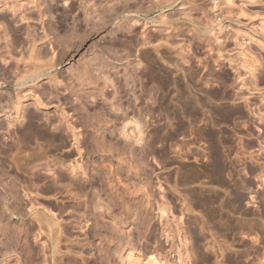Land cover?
I'll return each mask as SVG.
<instances>
[{
	"label": "rangeland",
	"instance_id": "1",
	"mask_svg": "<svg viewBox=\"0 0 264 264\" xmlns=\"http://www.w3.org/2000/svg\"><path fill=\"white\" fill-rule=\"evenodd\" d=\"M29 1L22 0L24 6L14 16L7 8L0 10V82L2 77L11 79L15 72L22 74L32 63L51 64L53 68L46 67L39 82H29L14 91L15 96L18 94L17 114L12 105L0 114V148L9 154L7 160H18V175L14 177L20 178L11 181L23 186L16 187L18 195L16 188V192L12 189L8 193L0 187L1 206L12 205L17 198L39 208H52L62 227H75L79 221L83 224L95 218L86 178L69 179L73 185L67 180L72 178L70 163L88 158L95 160L107 184L101 195L105 201L103 217L95 221L119 226L133 208L136 228L129 226L126 232L133 240L152 232L150 241L135 247L130 259L127 251L122 254L123 264H150L151 256L153 264H264V122L258 120L259 116L264 118V0H179L165 10L154 6L168 5L171 0H134L130 5L137 21L131 34L120 29L114 32L110 23L100 27L103 10L116 6V0H69L66 5H71V15L78 12L80 3L88 4L81 16L88 26L84 29L70 21L51 27L44 17L34 14L35 4ZM22 15L28 20H22ZM209 23L214 25L213 33H197L196 27ZM113 42L126 45L117 44L119 52L124 49L123 54L120 52L122 63L105 56L104 47ZM255 60L257 66L252 71ZM97 67H104L105 85L92 72ZM2 69L8 72L6 77ZM1 87L0 83V102L7 105ZM127 88L133 90L131 94ZM97 90H101V97L94 99L95 104L84 105L82 93ZM180 95L189 97L190 111L179 106ZM236 110L242 117L232 112ZM29 113L37 115L31 124L41 134L23 148L17 134L28 123ZM110 129L115 130L116 139L106 136ZM138 146L142 154L133 153ZM77 147L82 149V156L77 155ZM28 153L35 157L27 158ZM109 167L117 168L118 173L112 175ZM57 174L65 180H59ZM38 176L42 180L36 179ZM235 195L240 200L235 202ZM207 196L222 199L210 203ZM86 201L90 203L86 205ZM162 206L163 214L159 210ZM201 219L207 220L203 230ZM5 221L9 223L7 218ZM10 224V228H18L16 223ZM228 225L233 228L228 229ZM79 232L72 230L73 244L68 247L72 253L68 256L77 264H91L95 251ZM65 237L63 234V243ZM76 239L88 245L80 249Z\"/></svg>",
	"mask_w": 264,
	"mask_h": 264
},
{
	"label": "bare ground",
	"instance_id": "2",
	"mask_svg": "<svg viewBox=\"0 0 264 264\" xmlns=\"http://www.w3.org/2000/svg\"><path fill=\"white\" fill-rule=\"evenodd\" d=\"M68 1L69 0H39V1H36V0H31V1H29V2H27L28 4L29 3H32V4H35V9H36V13H34V14H37L38 15V17H41V18H45L44 20H46V23H48V24H50V26L51 27H57L58 25H60V24H66V23H68L69 21L72 23V22H75L76 24H77V27L79 26V27H81V28H87L88 26L86 25V22L85 21H83L82 19H81V16H82V11H84L85 10V7L88 5L87 3H86V5L84 6V4L83 3H80L79 4V7H78V12L77 13H75L74 15L72 14H70V11H69V9H71V5H66L67 3H68ZM105 1H107V0H105ZM118 3H116L117 5L116 6H112V7H109L108 9H106L105 8V10H103V13L102 14H104V21L102 20L101 22V28H105V26L108 24V25H110L111 24V29L115 32V31H117L118 32V30L120 29V32H122L121 30H125V32L127 31L128 33H130L131 34V28L133 27L132 25H133V23H135L136 21H137V15L135 14L136 13V11H134V9L132 8V6L130 5V3L132 2V1H134V0H116ZM115 1V2H116ZM148 1V0H147ZM162 1V0H161ZM163 1H165V0H163ZM169 0H166V2H168ZM179 0H173V2H172V0H171V3L169 4L168 3V5L165 3V5H162V4H158V6L156 5V6H154V9L156 8V9H160V10H165V9H171L173 6H174V4H176L177 2H178ZM37 2H38V4H37ZM150 2V1H149ZM158 2H159V0H158ZM181 2V1H180ZM179 2V3H180ZM186 2H189V1H186ZM154 3V2H153ZM90 4V3H89ZM100 4V3H99ZM164 4V3H163ZM182 4H184V2L182 3ZM113 5H115V3L113 4ZM24 6V2L22 3V0H9V1H5V0H0V10L2 9V7H4V8H7V10H8V12L10 11L11 12V14H12V16H14V15H16V13L19 11V9L20 8H22ZM66 6H68V7H66ZM102 6V5H101ZM153 6H152V8H153ZM182 6V5H181ZM148 7V6H147ZM151 7V6H150ZM102 8H104V7H102ZM135 8V7H134ZM149 8V7H148ZM144 10H146V9H144ZM148 10V9H147ZM140 11V10H139ZM143 11V10H142ZM29 16H30V14H29ZM28 16V17H29ZM189 17V16H188ZM105 18H106V20H105ZM0 19L1 20H3V17H0ZM21 19L22 20H25V19H27L28 20V18L26 17V15H22L21 16ZM30 19V18H29ZM26 20V21H27ZM40 20V19H39ZM43 20V21H44ZM161 22L163 23V20H161ZM110 23V24H109ZM208 23V22H207ZM45 24V23H44ZM210 25H205V26H198V27H196L197 28V33H199V34H205V33H208V32H212V31H214V25L212 24V23H209ZM0 25H2L1 23H0ZM67 25V24H66ZM46 26H47V24H46ZM165 27V26H164ZM48 28H49V26H48ZM100 29V28H99ZM109 29V28H108ZM101 30V29H100ZM104 30V29H103ZM111 30V31H112ZM131 30V31H130ZM85 31V30H84ZM4 32V31H3ZM47 32V31H46ZM116 32V33H117ZM119 32V33H120ZM126 32V33H127ZM124 33V32H123ZM213 33V32H212ZM115 34V33H114ZM118 34V33H117ZM129 34V35H130ZM3 35V34H2ZM112 36H113V34H111ZM125 35V34H124ZM128 35V34H127ZM6 36V35H5ZM5 36H3V37H5ZM111 36V37H112ZM131 36V35H130ZM134 37V36H133ZM215 38H214V40L215 41H217L218 39H217V37L216 36H214ZM5 39V38H4ZM130 39V38H129ZM117 40V39H116ZM121 41V40H120ZM116 42V41H115ZM115 42H113L114 44H111V45H109V46H107V47H104L105 49H103V51L105 50V56H107L106 58L107 59H109L110 58V60L112 59V60H114V61H120L121 62V60H123L124 59V57H122L121 55H120V52L121 51H123V50H121L120 52H119V50H117V49H119V48H117V47H119V46H117V44L118 45H120L121 43H115ZM32 43H34L33 42V40H32ZM32 43H30L31 45H32ZM112 43V42H111ZM35 44V43H34ZM121 45H123V46H126L125 45V43L124 44H121ZM131 45H133V44H131ZM137 45V44H136ZM134 46V45H133ZM263 46V45H262ZM32 47V46H31ZM131 47V46H130ZM121 48H122V46H121ZM125 48V47H124ZM128 47H126V49H127ZM133 48V47H132ZM263 48H264V46H263ZM127 51V50H126ZM130 51V50H129ZM118 52H119V54H118ZM131 53H132V51H131ZM121 54H123V52H121ZM51 55H54V50H52V53H51ZM132 55H134L133 53L131 54V56ZM31 56V55H30ZM71 57H73V56H71ZM130 57V56H129ZM128 57V58H129ZM1 58V57H0ZM31 58V57H30ZM2 59V58H1ZM0 59V60H1ZM99 60V59H98ZM2 61H4L3 63L5 64V62H7V61H5V59H3ZM70 61H71V59H70ZM90 62V61H89ZM88 62V63H89ZM131 62V61H130ZM51 63V62H50ZM102 63V62H101ZM122 63V62H121ZM3 64V65H4ZM257 64V61L255 60V61H253L252 62V65H251V68H252V71H254L255 70V68H256V65ZM6 65V64H5ZM47 65V66H46ZM46 65H36V64H34L33 65V63L32 64H30L29 65V67L28 68H26L25 69V71L22 73V74H20V73H17L18 74V76L17 75H15L16 74V72H15V76L16 77H14V75H13V77L11 76V74H10V76L12 77L11 79H9L8 77H6V75H7V73L5 74L4 73V70L2 69V71H3V73H4V77H6V79L5 78H3L2 77V79H4V80H1V85H2V87H1V93H3V95H5V96H3V98H7V100H8V104L7 105H5L4 103H1L0 102V114H4V112L5 111H7V109H9V106L10 105H12V107H13V109L15 110V112H16V114H17V110H19L18 109V94H17V96H15L14 95V91H16V90H19L21 87H23L24 85H26V84H28L29 82L30 83H34L35 84V82H39L40 80H41V78L43 77V75H45V68L46 67H48V69H51V68H53L52 67V65L51 64H46ZM134 65V64H133ZM102 66V65H101ZM103 66L104 67H106V68H108V66H107V64H103ZM104 67H97V68H95V69H93L92 68V72H94L93 74H94V76L97 78V79H99V80H102V83L105 85V82H106V80H105V78H104V72H103V70L102 69H104ZM133 67V66H132ZM2 68H5L4 66L2 67ZM16 69H18L17 67H16ZM48 69H47V72H49L48 71ZM109 69H111V67L109 68ZM12 70V69H11ZM11 70H10V72H11ZM8 71V70H7ZM15 71V70H14ZM13 71V72H14ZM1 72V71H0ZM152 73V72H151ZM1 74H2V72H1ZM13 74V73H12ZM2 76V75H1ZM237 78H240V76L237 74V76H236ZM53 78V77H52ZM107 78V77H106ZM98 80V81H99ZM223 80H228V78L226 77V76H223ZM167 81V80H166ZM101 84V83H100ZM99 84V85H100ZM168 84V83H167ZM251 84V83H250ZM85 85V84H84ZM99 87H101V86H99ZM133 87V86H132ZM165 87V86H164ZM252 87L255 89L257 86H256V84H252ZM101 89H102V87H101ZM104 89V88H103ZM181 89V88H180ZM256 90V89H255ZM100 91L101 90H97V91H88V92H83L82 94L83 95H81V101H82V103H84V105H86L87 107H91L93 104H95L93 101H94V99L98 96H100L101 95V93H100ZM127 91L130 93V91H133V90H131V89H129V88H127ZM12 92H13V94H12ZM15 94H16V92H15ZM114 94V93H113ZM128 94V93H127ZM131 94V93H130ZM133 94V93H132ZM115 95V94H114ZM134 95V94H133ZM211 97H213V96H216V95H210ZM101 97V96H100ZM1 98V97H0ZM132 98H133V96H132ZM188 98L189 97H184L183 95L181 96L180 95V97L178 98L179 99V103H181L179 106H181L182 107V109L183 108H185V109H189L190 108V106L192 105L191 103H190V99L188 100ZM4 99V100H5ZM2 100V99H1ZM195 99H193V101H194ZM133 101H134V99H133ZM197 101V100H196ZM199 101V100H198ZM198 101H197V103H195V104H198ZM92 102H93V104H92ZM191 102H192V100H191ZM245 102H246V100H245ZM136 103V102H135ZM200 103V102H199ZM191 104V105H190ZM194 104V103H193ZM36 105H38V103H36ZM113 105V104H112ZM86 107V108H87ZM110 107H112V106H110ZM110 109V108H109ZM181 109V108H180ZM191 109V108H190ZM190 109H189V111H190ZM193 109V108H192ZM19 112V111H18ZM30 112V111H29ZM234 114L236 113V114H238V115H241V113L239 112V111H232ZM232 112H229V114H233ZM184 113V112H183ZM228 114V115H229ZM233 114V115H234ZM235 114V115H236ZM227 115V114H226ZM226 115H225V117H226ZM238 117H240V116H238ZM241 117H242V115H241ZM240 117V118H241ZM36 118H38L37 117V115L36 114H34V113H29L28 114V117H27V120H28V123L26 124V125H24V126H21L22 127V129L20 130L21 131V133H20V131H19V133H20V135L19 134H17L18 136H19V138H20V140H21V142H20V144H22V146H23V144H26V145H32L30 142H32L31 140L33 139V141H34V139L36 138V137H38V136H36L37 135V133H39V134H41L40 133V131L38 132V130H36L35 128H33V126H35V125H33L32 126V121L34 120V119H36ZM24 119V118H23ZM22 119V120H23ZM10 120V119H9ZM8 120V121H9ZM258 120L259 121H261V122H264V118L262 117V116H259L258 117ZM16 122V121H15ZM6 123V122H5ZM7 123H9V122H7ZM6 123V125L7 126H11V124H7ZM20 125V124H19ZM70 126V125H69ZM36 127V126H35ZM37 128V127H36ZM17 131H18V129H17ZM37 131V132H36ZM71 131V130H70ZM114 132H115V130L114 129H110L109 131H107L106 132V136L108 137V138H110L111 140L112 139H116L115 138V134H114ZM17 133V132H16ZM62 133V132H61ZM140 133V132H139ZM207 133V132H206ZM46 135H47V133H45ZM43 135V134H42ZM46 135H43V136H45L46 137ZM49 135V134H48ZM48 135H47V137H48ZM55 135V134H54ZM53 135V136H54ZM119 135V134H118ZM122 135V134H121ZM205 135V134H204ZM203 135V136H204ZM43 136H40L41 138L43 137ZM56 136V135H55ZM53 137V138H56V137ZM65 136V135H64ZM62 135H60V134H58V136H57V138L60 140V138H61V140L60 141H63V139H64V137H63V139H62ZM119 137V136H118ZM117 137V138H118ZM205 137H207V136H205ZM142 138V137H141ZM141 138H139V140H137V141H140L141 140ZM209 139H211L212 138V135L211 136H209L208 137ZM43 139V138H42ZM38 140H40V138L38 139ZM57 140V139H56ZM55 140V141H56ZM36 141V140H35ZM116 141V140H115ZM23 142V143H22ZM110 142V141H109ZM56 143V142H55ZM58 143V142H57ZM62 143V142H61ZM135 143H137V142H135ZM47 144V143H46ZM59 144V143H58ZM63 144H61V146H62ZM81 145V144H80ZM113 145H115V144H113ZM134 145V144H133ZM0 146H2L1 144H0ZM4 146V145H3ZM78 146V145H77ZM81 146H83V148H85V150L87 149L86 147H84V145H81ZM99 146V145H98ZM140 146V145H139ZM136 147V148H133L132 150H133V153H138V154H142L143 153V150H142V147ZM6 147V146H5ZM9 147V150H11L10 149V146H8ZM8 147L6 148V149H8ZM21 147V146H20ZM25 147V145L23 146V148ZM82 148V147H81ZM3 149H4V147H3ZM2 149V147L0 148V154L3 156V158H1V160H0V180L2 179V180H4L3 182H5V183H3L2 182V186H0V187H2V190L4 189V190H8V193H9V191H13L12 189H14V191H15V188L16 187H21V186H17L18 185V182L16 183L17 185L15 186V183L13 184V182L11 181L12 179H13V181H15V179L17 178V177H14V175H18V174H15V172L17 171V166H18V160L16 161L15 159H14V162L13 161H9V160H7V159H9L10 157L8 156L9 154H7V151H5V150H3ZM79 149V147H77V150ZM97 149H99V148H97ZM9 150H8V152H9ZM24 150V149H23ZM22 150V151H23ZM34 150V149H33ZM85 150H83L84 151V154L87 152V151H85ZM94 150H95V148H94ZM100 150V149H99ZM98 150V151H99ZM103 150V149H102ZM115 150V149H114ZM244 151H245V149H243ZM79 152H77L78 154L77 155H79V156H82L83 154H82V149L80 150H78ZM97 151V150H96ZM97 151V152H98ZM17 152V151H16ZM32 152V151H31ZM34 152L35 151H33V154H34ZM92 152V151H91ZM95 152V151H94ZM101 152V151H100ZM120 152V151H119ZM19 153V152H18ZM96 153V152H95ZM104 153H105V150H104ZM131 153H132V151H131ZM243 153V152H242ZM17 154V153H16ZM15 154V155H16ZM30 153H28V154H26V155H28V157L27 158H29V156H31V157H35V156H33V155H29ZM99 154V153H98ZM210 154V153H209ZM18 155H20V154H18ZM35 155V154H34ZM86 155H88L87 153H86ZM11 156V155H10ZM12 156H14V154L12 155ZM25 156V155H24ZM4 157H7V158H4ZM9 157V158H8ZM16 158H17V155H16ZM22 158V157H21ZM20 158V159H21ZM37 158H38V156H37ZM104 158V157H103ZM136 158V157H135ZM19 159V158H18ZM19 159V160H20ZM25 160H26V158H25ZM31 160H34V159H31ZM35 160H37V159H35ZM34 160V161H35ZM28 161V160H27ZM217 161H218V159H217ZM17 162V163H16ZM29 163L31 162L30 161V159H29V161H28ZM75 163L74 164H71L70 163V166L68 167L69 168V173H71V176H72V178H68L67 180L69 181V179H72L73 181H79V177L81 176H84V178H86L85 179V181H86V183H85V185L87 186V188L89 189V191L87 192V194L90 192V194H88V195H90V197L89 196H87V197H89L90 199V202H91V204L92 205H89V206H91V209H92V214H94L96 217L95 218H91V219H86L85 221H84V223L82 224L80 221H79V223H77V226H70V227H68V226H64V227H62V222L59 220V218H57L55 215L56 214H54L55 212H53L52 211V208H51V210H49L48 209V207L45 209L44 208V206H43V208H39V206H35V205H32V203H30V202H24V199H22V200H20V199H17V198H15V203L13 202V204L12 205H8V204H3V202H2V206H1V204H0V264H9V259L11 258V257H14V259H13V261H14V263L13 264H77V261H76V259H75V261H74V259H70V257L68 256L69 254L68 253H70V251H72V250H70L69 251V249H68V247H69V245H71V247H72V242L73 241H71L70 240V238H71V235H72V230L73 229H78V231H80L79 233L82 235V237H84L82 240L84 241V240H87L88 241V243H89V245H88V243H86V242H83V243H80L82 240L80 239V240H77V245L79 244L81 247H80V249L83 247V246H85V245H88L89 247H90V250H94L95 251V258H93L92 260L93 261H90V263L91 264H123V261H122V254L124 253V252H126L127 254H128V259H130L131 257H132V250H134V248L135 247H137V246H141V245H143V244H147L149 241H150V235L152 234V232H151V234H147V233H144L143 234V236H141L140 238L138 237L137 238V240H133L132 238H131V235L129 234V233H127L126 232V230H125V228H127V227H129V226H131L132 227V229L134 230V228H136V219H137V215H136V213H135V209H133V208H129L130 209V212H129V217H127V219H125L123 222H118V223H120L119 224V226H117V225H115L114 223V225L113 224H109V225H106V223L104 224V223H98V222H96L95 221V219L97 218H99V219H101L103 216H102V212L103 211H101V206H104L105 205V201L103 200V196H101L102 195V192L105 190H107V184H106V181H105V179H103L102 178V176H101V171H99V172H101V173H98V170L100 169V167L99 166H96L95 165V160L94 161H92V160H89L88 158H86V160H82V161H74ZM27 163V162H26ZM73 163V162H72ZM35 164H37V163H35ZM35 164H33V165H35ZM69 165V164H68ZM64 166V165H63ZM28 167V166H27ZM32 168V167H31ZM30 168V169H31ZM99 168V169H98ZM115 168V167H114ZM122 169V168H121ZM32 170V169H31ZM48 170V169H47ZM77 170H80V173L78 174L77 173ZM123 170V169H122ZM211 170V169H210ZM118 169L117 168H115V169H111V167H109V173H113V172H115L116 174L118 173ZM18 172V171H17ZM33 172V171H32ZM36 173V172H35ZM51 173V172H50ZM49 173V174H50ZM120 173V172H119ZM52 174V173H51ZM54 174V173H53ZM115 174V175H116ZM21 175V174H20ZM36 175H37V173H36ZM54 175H56V173L54 174ZM53 175V176H54ZM58 175V174H57ZM62 175V174H61ZM102 175H103V173H102ZM110 175V174H109ZM113 175V174H112ZM59 177H60V175H58ZM58 176H57V178H58ZM70 176V177H71ZM15 179H14V178ZM19 178H20V176H18ZM41 177V176H40ZM39 176L36 178V179H40V180H42L41 178H40ZM52 177V176H51ZM55 177V176H54ZM53 177V178H54ZM62 177V180H63V176H61ZM61 177L59 178V180L61 179ZM117 177H118V175H117ZM19 178H17V179H19ZM119 178V177H118ZM117 178V179H118ZM44 179H45V177H44ZM82 179V178H81ZM39 180V181H40ZM61 180V181H62ZM64 180H65V178H64ZM18 181V180H17ZM38 181V182H39ZM53 181V180H52ZM51 181V182H52ZM73 181H69L68 183L71 185H73V183H70V182H73ZM16 182V181H15ZM20 182V181H19ZM37 182V181H36ZM65 182H67V181H65ZM65 182L63 183V184H65ZM120 182V181H119ZM118 182V183H119ZM192 182V181H191ZM33 183L35 184V181H33ZM33 183H30V184H33ZM53 183H54V181H53ZM117 183V184H118ZM4 184H5V186H6V188L4 187ZM20 184V183H19ZM68 184V185H69ZM80 184H82V183H80ZM116 184V185H117ZM121 184V183H120ZM26 185V184H25ZM24 185V186H25ZM69 185V186H70ZM243 185V184H242ZM55 186V185H54ZM58 186V185H57ZM64 186V185H63ZM83 186V185H82ZM110 186H111V184H110ZM109 186V187H110ZM246 186V185H245ZM23 187V186H22ZM21 187V188H22ZM26 187V186H25ZM25 187H24V189H25ZM67 187V186H66ZM73 188H75V187H73ZM83 188H85L86 189V187L85 186H83ZM119 188V187H118ZM245 189V188H244ZM16 190H17V188H16ZM23 190V189H22ZM56 190V189H55ZM87 190V189H86ZM116 190V189H115ZM66 191V190H65ZM68 191V190H67ZM66 191V192H67ZM110 191V190H109ZM125 191V190H124ZM7 192V191H6ZM16 192V191H15ZM15 192H10V194L11 195H13V197H17V195L19 194L18 193V190H17V195H16V193ZM71 192V191H70ZM143 192V191H142ZM0 193H1V190H0ZM12 193H14V194H12ZM58 193V192H57ZM75 193V192H74ZM116 194H117V192H115ZM3 194V193H2ZM9 194V195H10ZM24 194V193H23ZM71 194H73L72 192H71ZM77 194V193H76ZM110 194V193H109ZM8 195V194H7ZM25 195V194H24ZM24 195H23V198H24ZM113 195V194H112ZM228 195H230V194H228ZM1 196H3V195H1ZM74 196V195H73ZM76 196V195H75ZM78 196V195H77ZM76 196V198L78 199V197ZM192 196H194V195H192ZM197 196V195H196ZM202 196V195H201ZM236 196V195H235ZM238 196V195H237ZM235 197L234 199H236L235 200V202L237 201V200H240V198L239 197ZM8 197V196H7ZM208 198H209V202L210 203H216L217 201H219V200H217V199H222V198H219V197H214V196H212L211 198L209 197V196H207ZM4 198V197H3ZM12 198V197H11ZM71 198H73V199H75L74 197H71ZM198 198V197H197ZM14 199V198H13ZM76 199V200H77ZM228 199V198H227ZM251 200H253L254 199V197H251L250 198ZM257 199V198H256ZM0 200L1 201H4L3 199H1L0 198ZM12 200V199H11ZM198 200V199H197ZM259 200V199H258ZM5 201H6V198H5ZM13 201V200H12ZM30 201H32V200H30ZM34 201V200H33ZM199 201V200H198ZM201 201H202V199H201ZM207 201V200H206ZM206 201H204V199H203V202H206ZM35 202V201H34ZM90 202H88V203H90ZM191 202V201H190ZM220 202V201H219ZM231 202V201H230ZM233 202H234V200H233ZM234 202V203H235ZM253 202V201H252ZM7 203V202H6ZM86 203H87V201H86ZM85 203V204H86ZM88 203L86 204V205H88ZM186 203V202H185ZM189 203V202H188ZM188 203H186V204H188ZM194 203H195V201H194ZM193 203V204H194ZM199 203V202H198ZM202 203V202H201ZM200 203V204H201ZM112 204V203H111ZM204 204V206H205V203H203ZM219 204V203H218ZM220 204H222V202L220 203ZM223 204H224V202H223ZM190 204H188V206H189ZM196 205V204H195ZM225 205V204H224ZM238 205V204H237ZM52 206V205H51ZM114 206V205H113ZM164 206V205H163ZM163 206H162V208H159V210L161 211V214H163L162 212H164L165 210V208H163ZM203 206V205H202ZM225 206H227V205H225ZM225 206H223V205H220V207L221 208H223V207H225ZM231 206V205H230ZM108 208H109V206H107ZM198 207V206H197ZM234 207V206H233ZM87 208H89L88 206H87ZM114 208V207H113ZM187 209L189 208V207H186ZM190 208H192L191 206H190ZM189 208V209H190ZM220 208V209H221ZM205 209V208H204ZM61 210V209H60ZM102 210H103V208H102ZM111 210V209H110ZM158 210V209H157ZM191 210V209H190ZM223 210H225V209H223ZM223 210H221V211H223ZM231 210V209H230ZM76 211V210H75ZM89 211V210H88ZM59 212H62V210L61 211H59ZM89 213V212H88ZM111 213H112V211H111ZM109 211H108V214H110L111 215V217H113L114 219H116V215H114V213L113 214H111ZM208 214V213H207ZM209 214H210V212H209ZM213 214V213H212ZM211 216V215H210ZM215 217H216V215H214ZM217 216H219V215H217ZM222 216V215H221ZM220 216V217H221ZM94 217V216H93ZM119 217V216H118ZM117 217V218H118ZM202 217V216H201ZM205 217V216H204ZM8 219V222L9 223H6L7 221H5V219ZM87 218V217H86ZM89 218V217H88ZM219 218V217H218ZM204 219V218H203ZM203 219H201V223L200 224H202L203 226H202V230H203V227H204V223H205V221L207 222V220H209L207 217H206V219L205 220H203ZM212 219V218H211ZM91 220V223L88 225V222ZM116 220H118V219H116ZM220 220V219H219ZM221 220H223V222H224V219H221ZM220 220V221H221ZM5 221V222H4ZM104 221V220H103ZM111 221V220H110ZM119 221H121L120 219H119ZM209 221H211V220H209ZM209 221H208V223H209ZM226 221V220H225ZM217 222V221H216ZM215 222V223H216ZM12 224V223H16L17 225H18V228L15 226V229H13L14 228V225H12L13 227L12 228H10V226H9V224ZM213 223V222H212ZM218 223V222H217ZM225 223V222H224ZM10 224V225H11ZM229 224V223H228ZM238 224V223H237ZM243 225V224H242ZM247 225V224H246ZM222 226V225H221ZM225 226V225H224ZM233 226H234V224H233ZM233 226H229L228 225V229H232L233 228ZM244 226V225H243ZM200 227V226H199ZM229 227H231V228H229ZM235 227V226H234ZM18 230H17V229ZM243 228V227H242ZM252 228V227H251ZM146 229H148V228H146ZM236 228H234V230H235ZM226 230V229H225ZM234 230H231V231H234ZM193 231H195L194 229H193ZM228 231V230H227ZM238 231V230H237ZM74 232V231H73ZM149 232H150V230H149ZM253 232V231H252ZM102 233H105V235H106V237H104L103 236V234ZM192 233V232H191ZM65 235L66 237V241H65V243H63V239H62V235ZM102 234V235H101ZM145 234H147L146 236H145ZM193 234V233H192ZM196 235V234H195ZM194 235V236H195ZM103 236V237H102ZM64 237V236H63ZM196 237V236H195ZM198 239V238H197ZM196 239V240H197ZM199 240H197V242H198ZM207 241V240H206ZM78 245V246H79ZM213 245V244H212ZM62 247L64 248V249H67V250H63L62 251ZM212 247V246H211ZM214 248V247H213ZM73 249H74V247H73ZM83 249V248H82ZM89 250V249H88ZM88 250H85V251H88ZM74 251V250H73ZM82 252L84 251V250H81ZM81 252V253H82ZM93 252V251H92ZM156 252V251H155ZM72 253V252H71ZM70 253V254H71ZM80 253V254H81ZM84 253V252H83ZM76 254V253H75ZM77 255V254H76ZM71 256V255H70ZM73 256V255H72ZM78 256V255H77ZM80 256V255H79ZM81 258V257H80ZM79 258V259H80ZM82 258H84L83 256H82ZM258 259V258H257ZM81 261H82V259H80ZM12 261V262H13ZM154 259L152 258V256L150 257V259L148 260V262L150 263V264H153L154 263ZM232 261V260H231ZM233 262V261H232ZM259 262H261V261H259ZM236 263H238V262H236ZM84 264H85V262H84ZM87 264H89V263H87ZM260 264H262V262L260 263Z\"/></svg>",
	"mask_w": 264,
	"mask_h": 264
}]
</instances>
